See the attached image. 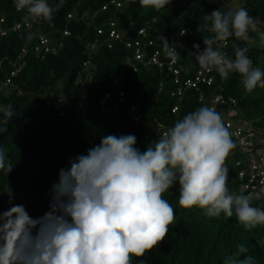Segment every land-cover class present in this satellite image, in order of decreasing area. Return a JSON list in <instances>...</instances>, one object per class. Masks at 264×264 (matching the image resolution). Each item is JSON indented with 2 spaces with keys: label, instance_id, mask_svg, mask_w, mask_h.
I'll return each instance as SVG.
<instances>
[{
  "label": "trees",
  "instance_id": "trees-1",
  "mask_svg": "<svg viewBox=\"0 0 264 264\" xmlns=\"http://www.w3.org/2000/svg\"><path fill=\"white\" fill-rule=\"evenodd\" d=\"M108 1L63 0L51 22L41 20L12 30L13 22L20 21L24 13L15 9L14 0H0V18L7 29L0 36V105L11 104L15 113L7 131L0 134V147L6 148L13 166L8 176L0 171V212L23 205L32 218L42 217L50 211L52 188L59 182L60 170L70 168V161L86 155L107 135H135V147L143 152L162 136L158 123L167 129L198 107L209 106L217 94L224 99L216 107L218 111L229 108L230 97L238 105L236 96L242 78L233 73L224 80L217 72L212 73L211 85H200L198 91L186 90L176 112H171L175 104L171 92L176 84L165 64L170 58L158 37L175 36L180 57L174 68L179 69L183 80L201 68L193 45H200L199 51H203V37L211 35L202 28L204 15L216 9L244 7L261 20L258 27L264 31V0H171L160 11L142 8L139 0H115L118 6ZM48 2L54 6L60 0ZM104 4L107 7L101 10ZM110 21L121 41L111 40L108 47L103 41ZM98 27L100 34L96 32ZM65 29L69 34L63 36ZM181 30L186 34L178 37ZM29 33L31 40L27 39ZM38 33L52 46L61 43L57 52L28 51L17 59L21 48L31 50ZM135 39L139 42L135 48L142 51L140 61L133 58L134 48L122 42ZM94 40L96 45L91 48ZM149 40L153 46L147 44ZM234 42L245 46L230 37L223 48L218 44L214 47L234 58ZM155 50L162 67L149 61ZM258 54L264 55V49L252 47L248 53L253 65L260 67ZM20 61L24 66L10 76ZM101 106L106 112L100 110ZM258 141L256 147L264 148ZM228 169L229 190L239 191L242 184L237 169ZM8 187L11 197L6 192ZM163 198L173 206L176 219L164 241L144 257L134 258L133 264L141 259L144 264H223L225 254L234 252L241 243L249 247L257 264H264V244L260 243L264 241V226L249 231L235 215L210 218L199 208H182L178 182ZM253 206L264 208V200L254 201Z\"/></svg>",
  "mask_w": 264,
  "mask_h": 264
},
{
  "label": "clouds",
  "instance_id": "clouds-1",
  "mask_svg": "<svg viewBox=\"0 0 264 264\" xmlns=\"http://www.w3.org/2000/svg\"><path fill=\"white\" fill-rule=\"evenodd\" d=\"M139 3L160 11L171 0ZM62 5L63 0L54 6L48 0H14L25 24L51 22ZM203 19L202 28L211 35L203 37V51L193 45L200 67L217 71L224 80L238 74L246 93L264 89V70L248 55L254 46L264 49L261 20L244 7L216 9ZM185 34L186 30L180 32ZM230 37L245 45L233 43L234 58L214 47ZM32 38L29 33L27 39ZM158 38L164 54L175 62L180 57L177 45L163 35ZM14 114L11 104L0 105V134L7 131ZM136 142L132 134L107 135L86 155L70 161V168L60 170L50 211L42 217L32 218L23 205L0 212V264H133L134 258L158 247L174 223L175 210L163 194L176 182L182 208H199L210 218L235 215L249 231L264 226V208L253 206L264 200V180L247 194L246 186L229 190L226 160L236 145L214 108L201 106L176 120L146 151L136 148ZM6 153L0 147V171L8 176L13 166ZM6 192L11 197L9 187ZM249 252L246 244H238L225 254L223 264H257Z\"/></svg>",
  "mask_w": 264,
  "mask_h": 264
},
{
  "label": "built area",
  "instance_id": "built-area-1",
  "mask_svg": "<svg viewBox=\"0 0 264 264\" xmlns=\"http://www.w3.org/2000/svg\"><path fill=\"white\" fill-rule=\"evenodd\" d=\"M109 4H115L116 6L119 5L118 2L115 0H109ZM106 5L101 6V10L106 9ZM69 15L68 17H70ZM3 19L0 18V36L4 35L7 32V29L2 26ZM114 22H109V31L107 34V37L104 39L103 43H105L108 47H110V41L117 40L121 41L120 35L117 33V31L112 27V24ZM32 23L25 24L23 20L13 22L11 25L12 30L19 29L21 26L23 27H29ZM182 31V30H181ZM180 31V32H181ZM97 34L102 33V30L98 27L96 29ZM180 32L178 33V37H180ZM138 33L141 35L143 34L142 29L138 31ZM62 34L66 35L68 34V30H63ZM169 42V44L177 43L175 36H168L166 38ZM124 45L127 48H134L133 52V58L137 61H140L142 57V51L139 50V48H135V46H139V42L137 39H135L133 42L128 40L122 41ZM96 40H94V43L91 44V48H93L96 44ZM148 45L153 46L154 42L152 40H149L147 42ZM158 44V43H157ZM226 45L225 42L218 43V46L223 48ZM61 46V43H58L57 46H51L47 38H45L43 35L38 34L36 38V42L32 46L31 50H27L26 48H21L20 52L17 55V59H22L23 55H26L28 51H31L32 53H42V54H48V53H56L57 49ZM159 46V44L157 45ZM158 50H155L150 58L149 61L157 64L159 67H162V63L158 61ZM176 62V61H175ZM175 62H173L171 59L167 61L166 67L168 70L173 74V80L175 88L171 92V96L175 98V104L171 108V112H176L179 103L181 102V99L183 98V95L186 90L188 89H194L196 91L199 90L200 85H211L213 83V75L212 73H217L215 70H207L204 68L198 69L192 76L187 77L183 80L180 79V71L179 69L174 68ZM24 66V61H20L18 65H16V69H13L10 72V76H12L15 73V70L21 69ZM8 81V80H7ZM6 81V82H7ZM106 96V95H105ZM104 96V97H105ZM202 97V94L199 92L198 99L200 100ZM227 101L230 102L229 108L227 110H217V106L219 104L224 103V99L221 96V94H217L214 96V98L211 100L210 107L214 108L220 115L222 116V119L226 125V127L229 128V131L232 133V139L236 145V147L232 150L229 157L233 155V151H238L243 159H234L233 164L234 167L237 169V178L241 182L242 186H246L245 194H247L248 191L257 190L261 186V181L264 180V151L257 148L255 145L254 140L251 139L250 133L247 134V131L244 130L240 125L237 124L232 118L233 116V109L236 107V100L233 98H228ZM100 110L102 112H106L105 106H101ZM157 126L160 128V131L163 135V133L167 130L162 124L158 123Z\"/></svg>",
  "mask_w": 264,
  "mask_h": 264
},
{
  "label": "rangeland",
  "instance_id": "rangeland-1",
  "mask_svg": "<svg viewBox=\"0 0 264 264\" xmlns=\"http://www.w3.org/2000/svg\"><path fill=\"white\" fill-rule=\"evenodd\" d=\"M253 48L261 49L256 46ZM258 55L260 68L264 70V55ZM237 92L238 105L233 109V119L247 130V134H251L253 142L264 141V89L257 88L252 93H246L241 81ZM261 150L264 151V148ZM234 159L243 158L238 151L234 150L232 157L228 156L226 166L235 169Z\"/></svg>",
  "mask_w": 264,
  "mask_h": 264
},
{
  "label": "crops",
  "instance_id": "crops-1",
  "mask_svg": "<svg viewBox=\"0 0 264 264\" xmlns=\"http://www.w3.org/2000/svg\"><path fill=\"white\" fill-rule=\"evenodd\" d=\"M238 125H240L244 130H246L241 124L237 123ZM247 131V130H246Z\"/></svg>",
  "mask_w": 264,
  "mask_h": 264
}]
</instances>
